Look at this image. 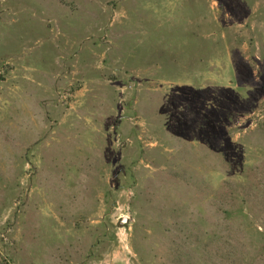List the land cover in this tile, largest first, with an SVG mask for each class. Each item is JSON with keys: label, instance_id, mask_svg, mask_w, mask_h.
Masks as SVG:
<instances>
[{"label": "rangeland", "instance_id": "374dc122", "mask_svg": "<svg viewBox=\"0 0 264 264\" xmlns=\"http://www.w3.org/2000/svg\"><path fill=\"white\" fill-rule=\"evenodd\" d=\"M0 264H264V0H0Z\"/></svg>", "mask_w": 264, "mask_h": 264}]
</instances>
